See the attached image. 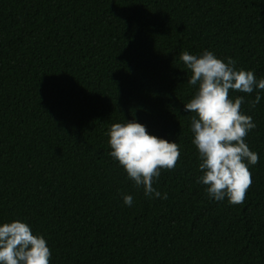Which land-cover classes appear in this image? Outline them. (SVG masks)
<instances>
[{"label":"trees","instance_id":"obj_1","mask_svg":"<svg viewBox=\"0 0 264 264\" xmlns=\"http://www.w3.org/2000/svg\"><path fill=\"white\" fill-rule=\"evenodd\" d=\"M205 49L264 78V0H0V223L42 234L50 264H264V90H229L259 160L243 203L216 201L183 107L180 55ZM133 119L180 147L153 182L167 199L109 155Z\"/></svg>","mask_w":264,"mask_h":264},{"label":"clouds","instance_id":"obj_2","mask_svg":"<svg viewBox=\"0 0 264 264\" xmlns=\"http://www.w3.org/2000/svg\"><path fill=\"white\" fill-rule=\"evenodd\" d=\"M181 61L191 71L187 83L198 88L184 111L195 113L190 130L192 144L199 154L202 175L197 182L206 186L209 197L231 204H241L252 184L249 165L258 163L259 154L250 150L244 137L256 127L250 115L241 112L243 96L229 98V90L252 93L264 90V78L257 79L252 70L235 67L231 57L218 58L205 49L194 55L184 51ZM261 97L257 93L255 102ZM106 135L111 151L136 186H143L144 194L167 199L153 187L161 169H173L180 157L176 140L150 134L137 120L114 123ZM123 203L132 206L133 197L123 196ZM51 250L42 234H34L31 226L19 219L0 223V264H50Z\"/></svg>","mask_w":264,"mask_h":264}]
</instances>
